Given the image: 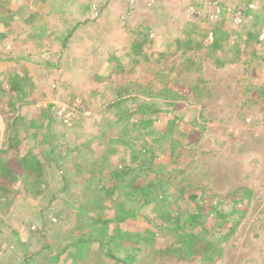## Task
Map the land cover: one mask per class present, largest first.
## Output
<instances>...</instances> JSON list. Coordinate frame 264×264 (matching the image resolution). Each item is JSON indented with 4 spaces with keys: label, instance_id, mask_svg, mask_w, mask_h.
<instances>
[{
    "label": "rangeland",
    "instance_id": "rangeland-1",
    "mask_svg": "<svg viewBox=\"0 0 264 264\" xmlns=\"http://www.w3.org/2000/svg\"><path fill=\"white\" fill-rule=\"evenodd\" d=\"M40 1L12 0L17 17L11 28L7 20L0 21V32L7 34L0 45V76L28 71L34 87L27 98L31 104L19 107L13 131L23 148L32 147L31 152L50 166L44 183L36 187L44 190L50 183L38 197L32 195L36 187L29 193L14 187L10 194H2L0 264H28L26 255L32 256L29 264H50L47 258L74 238L76 229L86 230L85 214L123 198V183L115 197L101 194L100 200L88 198L87 188L93 161L106 157L117 146L110 139L120 137L156 150L157 158L141 172L140 182L163 178L166 183L163 198L144 208V217L110 228V234L129 230L131 236L142 232L155 238L154 247L149 241H126L121 257L130 264H264V46L251 39L256 32L264 38V21L241 11L249 4L264 16V0ZM32 10L38 13L33 16ZM25 17L33 19L32 25ZM77 18L89 21L75 32L58 61L55 36ZM216 40L222 48L210 46ZM138 44L146 54H136ZM162 89L176 90L187 104L176 102L174 112L166 115L147 114L155 118L149 127L129 126L132 130L126 132L127 121L112 123L121 112L136 110L142 97L151 98L148 93ZM121 95L123 100L108 108ZM165 102L158 104L165 108ZM50 104L51 110H40ZM64 104L76 110H63ZM16 114L0 112V151L8 148ZM50 117L52 123L47 124ZM32 120L44 122L43 128L33 127ZM50 150L55 151L51 161L45 158ZM67 150L71 152L64 153ZM119 150L121 159L111 155L115 159L107 164L100 188L109 185L113 170L131 163L128 151ZM60 156L65 158L58 164L54 160ZM76 161L83 164L81 170ZM61 169L68 172V186ZM91 186L99 190L96 184ZM183 187L189 189L186 197L176 190ZM247 189L251 195L242 198L229 217L215 220L211 211L192 228L206 232L208 247L198 245L191 254L157 248L168 239L167 211L184 221L203 206L208 212L214 204L212 194L237 190L242 196ZM191 190L198 194L196 200L188 197ZM231 207L225 204L223 210ZM91 231L100 234V227ZM172 237L178 248L180 238ZM85 254L75 246L58 264L74 258L75 264H108L94 249Z\"/></svg>",
    "mask_w": 264,
    "mask_h": 264
},
{
    "label": "trees",
    "instance_id": "trees-1",
    "mask_svg": "<svg viewBox=\"0 0 264 264\" xmlns=\"http://www.w3.org/2000/svg\"><path fill=\"white\" fill-rule=\"evenodd\" d=\"M38 1L41 2L40 0ZM200 1L207 2V0ZM43 2L46 3L47 0H44ZM11 4L12 0H0V21L7 20L6 25L8 28H11V23L17 17V13L14 12L12 7H10ZM220 5L222 6L223 4L220 3ZM40 8H42V6ZM241 11L243 14H251L259 20L264 21V16L262 13H255L256 10H254L252 7H249V4H246L245 9H242ZM32 12L33 13L31 14L33 16L38 13L36 10H32ZM24 20L30 25L33 23V19L29 17H25ZM88 21V18L82 20L77 18L71 23L68 29H60L59 35H56L54 40V43H58L59 45L57 48L58 61H60L63 57L65 50L68 48L69 43L74 37L75 32H77L78 29L82 27L81 25L86 24ZM193 26L199 25L196 24ZM138 33L142 34V30L139 29ZM261 34V32L253 33L251 34V39L252 41H254V39L256 40L254 43L257 42L264 46V38H261ZM6 36L7 34H5L4 31L0 32V45L4 42ZM177 39L179 41L183 40L180 37ZM183 42L186 43L187 39L184 38ZM141 46L142 44H138L137 46V55H143L147 53L142 50L143 47ZM210 46L220 49L222 48V42H220V40H216ZM113 58L115 59V57ZM12 59L13 58H8L7 61ZM17 59H19V57H17ZM21 59L25 61L24 57ZM220 61L222 60H218V64L223 65L224 63ZM250 61L253 60L250 59L248 62ZM16 64L23 69L26 68L25 65L20 62ZM33 88V84L28 76V71H21V69H18L15 71V73L5 72L0 76V112L6 114L7 112L14 111L17 113L16 116L11 119L10 131L7 135L8 148L6 150L0 151V198H2V194H10L14 190V187H17V189H26V191L29 193L30 190L34 189L36 186H38V184L40 185V183H44V176L50 167L49 165H46V161L44 159L41 157L38 159L36 154L31 152L33 150L32 147L28 148L27 150L26 148H23V143L21 142L20 138H17L16 133L13 131L14 126H16L18 123L17 119L20 117L18 110L19 107H24L31 104L27 98L30 92L33 91ZM142 88L143 87L140 86L139 89L142 90ZM141 92L145 94L143 90ZM175 93H177L176 90L172 89L152 91L148 93L151 98L142 97L143 100L141 103L137 104L136 110L121 112L112 123L127 121L125 125L126 132L132 130V128L130 129L129 126H138L139 124H144V127H149L153 124V122H155V118L148 117L146 116L147 114L157 115L158 113H162L163 115H166L168 113L174 112L175 107H173V105H176V102L187 104L185 96H177ZM122 100L123 95L119 96L118 100L110 102L107 106L110 108ZM161 100L166 101L165 108L159 106L158 102H161ZM52 107V104H50V107L48 106L47 108H40V110L48 111L51 110ZM42 115L46 116L47 113L42 112ZM52 120L53 117H50L47 124H51ZM32 124L34 125L33 127L43 128L44 122H38L35 124V121L32 120ZM37 135L38 131L36 130L33 132V136L36 137ZM103 135L104 133H102L100 136L103 137ZM136 141L137 140H130L127 138L125 139L124 137H120L118 139L111 138L110 142L117 143L116 148L110 149L109 154L106 157L98 158L97 160L93 161L90 168L92 176L87 179V188L89 194L88 198L93 196L94 199L100 200L102 198L101 194L103 196L107 194L110 198L115 197L117 194L116 191L119 188V183H123L121 190L126 191V194L122 199L117 200L116 203L108 205L105 204L101 206V210H96L93 212L91 211L89 214H85L89 219L88 225L84 226L86 230L81 229V227L76 229L73 232L74 238L66 241V244L63 246V248L56 251L50 258H47V262L50 264H58L64 253H67L75 246H79L82 249V253H86V256L94 249V253L97 254V256L101 259L107 260L108 264H130L129 259L126 257L123 258L119 255L121 249L126 245V241L128 243L133 241L135 243L141 244L149 241L148 244L154 247L155 238L146 233L137 232L133 233L131 236L130 231L126 230L121 232L115 231L113 234H110V228L114 225L125 223L131 218L135 219L138 217H144L145 214L142 212V210L151 205L153 202L163 198V195L166 191L164 189L166 183L163 178L149 180L148 182H140L142 178L141 172L147 169L149 164L154 162V159L157 158V155L156 150H154L152 147L147 146L145 143H138ZM170 144L171 143L169 142L165 145L163 148L164 152H167ZM173 148L174 147H172V150ZM119 149L128 151L126 157L131 156V163L123 165L117 170H113L110 176V183L108 186H106L107 188H100V184L103 183L104 180L103 174L105 173L107 164H110L109 162H111L112 159H115L114 157L121 159V156L119 155L121 151ZM11 152L12 156L7 157L3 155L5 153ZM54 152V150H50L45 158L47 157L51 161V159L55 157ZM70 152V150H67L64 153L69 154ZM113 154L115 155L114 157L111 156ZM64 158V156H60L54 161L59 164ZM75 166L78 170H81L83 164L80 161H76ZM54 172L52 175H55ZM60 172L62 180H65L68 186L69 176L67 170L61 169ZM157 180H159L158 183ZM49 183H46L45 187L43 185L45 188L44 190L48 189ZM93 184H96L99 190L92 189L93 187L91 185ZM44 190L41 186L40 188L36 187L34 190H32V195L38 197ZM176 190H178V196L186 197L189 189L183 187L179 189L177 188ZM230 192L231 193L224 195L218 193L212 194L211 196L214 197V204L209 206L208 212H204L205 206H203V208H199L197 212L190 214L184 221H180L179 217H173L172 213L167 211L166 213L168 214L166 220L170 223V226L166 228L168 231V233H166L168 239L165 245L160 248L157 246L156 247L161 249L164 253L179 250L190 252V254L197 252L196 248L198 245L205 244V247H208L211 243L206 239V232L195 233L193 232L192 228L199 223L201 218L209 215L211 211L216 213L215 220H218L221 217H229L241 205L242 198L247 195H251V190L248 189L242 196L237 195V190H231ZM188 197L191 200H196L199 196L191 190V194ZM127 200L129 201V204ZM0 204H2V202ZM225 204H230L232 207L228 210H223ZM94 226L100 227V234L96 231H91V227ZM175 234H177L180 238L178 248L177 241L174 240V237L171 239V236ZM31 259L32 256L26 255L24 262L29 264ZM75 263V258L69 262V264Z\"/></svg>",
    "mask_w": 264,
    "mask_h": 264
},
{
    "label": "built area",
    "instance_id": "built-area-1",
    "mask_svg": "<svg viewBox=\"0 0 264 264\" xmlns=\"http://www.w3.org/2000/svg\"><path fill=\"white\" fill-rule=\"evenodd\" d=\"M76 103V102H75ZM77 104V103H76ZM75 104V105H76ZM63 110H76L75 108L72 107V105H68V104H64L63 106Z\"/></svg>",
    "mask_w": 264,
    "mask_h": 264
}]
</instances>
